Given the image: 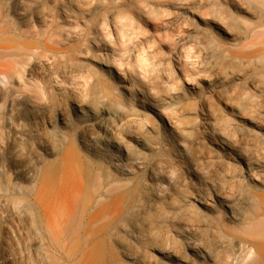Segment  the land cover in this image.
Segmentation results:
<instances>
[{"label":"rangeland","instance_id":"rangeland-1","mask_svg":"<svg viewBox=\"0 0 264 264\" xmlns=\"http://www.w3.org/2000/svg\"><path fill=\"white\" fill-rule=\"evenodd\" d=\"M246 3L261 7L264 0H0V194L6 198L0 218L14 235L8 237L1 222L0 257L14 252L11 261L16 264H40L30 253L38 235L46 238L38 203L55 207V192L62 195L67 169H76L82 177L81 200L92 199L101 182L116 180L125 169L139 184L149 180L132 155L133 136L148 131L137 115L142 109L139 100H159L177 88L189 89L188 82L195 79L189 74L198 72L201 64L196 44L184 41L188 31L204 27L218 43L228 46L209 22L227 21L231 14L243 21L259 20L245 12ZM182 42H187L185 47ZM182 47L190 57H183ZM139 51L158 66L140 69ZM168 59L174 63L176 77L165 63ZM77 103L86 107V116L74 110ZM67 113L71 120L66 125L62 115ZM104 114L113 120L108 126L113 144L126 147L133 160L106 142H99L97 150L85 144L84 123ZM162 132L159 129L152 139L163 141ZM198 136L194 132L187 139L190 158L196 156L192 144ZM163 144L151 154L173 158L167 141ZM159 181L160 193L166 195L172 189L170 182ZM248 185L251 196L263 188L253 180ZM125 191L127 206L143 198L141 190ZM117 194L106 201L116 200ZM17 209L20 216L15 214ZM87 224L82 221L79 226L84 230ZM108 232L94 241L106 264L119 250ZM156 238L160 247L181 241L174 232L161 229ZM152 243L145 237L132 243L131 249L150 256L154 252L147 247ZM208 243L221 260L223 249L212 238ZM82 247L83 242L72 244L73 252ZM68 251L55 252L51 247L46 260L68 264Z\"/></svg>","mask_w":264,"mask_h":264},{"label":"bare ground","instance_id":"bare-ground-1","mask_svg":"<svg viewBox=\"0 0 264 264\" xmlns=\"http://www.w3.org/2000/svg\"><path fill=\"white\" fill-rule=\"evenodd\" d=\"M245 6V12L259 20L243 21L231 14L227 21L209 22L228 46L218 43L204 27L193 26L188 31L184 41L196 44L201 64L198 72L189 74L195 77L191 79L194 83L188 82L189 89L177 88L159 100H139L142 109L137 115L148 131L133 136L136 148L132 155L148 181L139 184L125 169L116 180L101 182L92 199L81 200L84 182L76 169L69 168L62 180V195L55 192V207L38 203L46 238L38 235L30 253L40 264H52L46 255L54 246L55 252L70 249L68 264H106L102 249L94 242L106 231L119 248L108 264H264V3ZM181 52L190 57L183 47ZM137 63L145 71L158 66L142 52ZM165 63L176 77L173 61ZM123 88L128 89L127 85ZM74 110L84 116L88 113L81 103ZM70 120L69 113L62 115L64 124ZM112 122L105 114L85 122V144L97 150L99 142H106L132 159L126 147L113 144L108 132ZM159 129L165 136L156 142L152 137ZM194 132L199 133L192 144L197 153L190 158L186 142ZM164 141L173 150V158L151 154L164 147ZM160 178L170 182L172 189L166 195L160 193ZM248 180L263 188L248 195ZM125 189L141 190L142 200L133 199L127 206ZM114 193L117 199L106 201ZM5 200L0 194V205ZM151 213L154 217H148ZM15 214L21 215L18 209ZM82 221L88 223L84 230L79 226ZM1 222L6 235L14 239L6 221L0 218ZM159 229L174 232L181 241L171 247L158 246ZM145 237L153 241L147 247L154 252L150 256L131 249L132 243ZM210 238L223 249L221 260L210 247ZM74 242H83V247L73 252ZM11 255L14 252L0 257V264H16Z\"/></svg>","mask_w":264,"mask_h":264}]
</instances>
